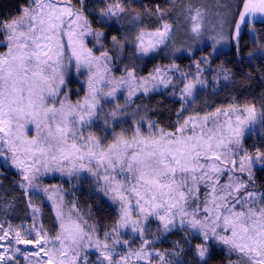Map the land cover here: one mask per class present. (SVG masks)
I'll list each match as a JSON object with an SVG mask.
<instances>
[{
  "label": "snow or ice",
  "instance_id": "1",
  "mask_svg": "<svg viewBox=\"0 0 264 264\" xmlns=\"http://www.w3.org/2000/svg\"><path fill=\"white\" fill-rule=\"evenodd\" d=\"M124 12L123 4L116 0L106 15L114 17ZM200 16L196 9L193 32L199 33ZM235 17L229 37L234 38L238 48L243 30L255 31L257 23L264 26V0H240ZM90 31L80 10L58 0H31L20 15L0 20V34L5 37L2 46L6 48L0 52V158L6 160V154H10L12 165L27 182L20 186L33 189L37 197L48 192L41 176L90 173L118 204L117 227L112 233L106 232L103 241L93 240V230L85 231L82 222L73 219L71 213L64 217L57 210L58 245L48 247L52 241L41 226L21 227L12 235V243L0 247L12 248L13 243L31 245L35 251L21 254L40 256L43 252L48 257L41 256L37 264H53L57 254L62 257L57 264H77L80 252L93 244L99 253V264H129L131 256L147 264H152L151 258L156 264H183L166 259L170 254L148 248L154 243L145 237L151 229V219L158 222L157 231L179 229L199 239L194 251L204 264L209 241L227 246L228 252L236 255V264H264V191L256 190L253 175L254 167L264 168V151L257 148L250 154L242 146L244 125L250 128L257 121L264 124V111L258 118L254 104L242 109L234 107L223 113V122L216 118L220 109L202 118L178 111L171 130L150 120L146 124L141 121L131 134L123 130L106 133L112 140L102 143L93 131L94 118L102 111L100 101L114 98L121 86L127 89L129 98L138 88L143 87L144 92L149 89L144 86L146 80H137L135 68L125 66L118 79L101 73V66L109 71L110 57L106 50L94 56L85 46L83 37ZM170 31L167 23L150 32L139 27L131 41L134 53L141 58L146 56L164 43ZM95 35L99 39L101 34ZM220 39L226 37L221 35ZM124 40L127 42L128 37ZM112 41L120 47L115 36ZM73 60L77 72L83 65L90 73L88 95L74 104L67 99L65 80ZM200 63L196 65L198 72ZM152 79L156 81L154 88L172 83L162 74L153 75ZM184 80L179 89L182 99L193 95L196 83H204L196 76L191 80L185 76ZM108 115L115 117L117 113ZM143 128L147 135L142 134ZM30 131L34 135H29ZM76 215L79 217L78 212ZM121 229L134 233L131 239L141 240L139 251L129 250V238ZM6 237L9 231L0 224V241ZM15 251L20 249L16 247ZM11 259L7 251L0 253V264H8Z\"/></svg>",
  "mask_w": 264,
  "mask_h": 264
},
{
  "label": "trees",
  "instance_id": "2",
  "mask_svg": "<svg viewBox=\"0 0 264 264\" xmlns=\"http://www.w3.org/2000/svg\"><path fill=\"white\" fill-rule=\"evenodd\" d=\"M70 5L80 10L87 18L89 25L101 33L98 42L88 41L89 48L95 55H100L101 50H106L110 57L108 68L113 75L119 78L124 74V68H135L137 79L152 75L157 69H168L176 65L183 71L198 73L196 65L207 59L208 63H200L199 73H202L206 84L195 91L188 109L200 117L205 114L232 110L234 107L243 108L244 105L254 104L258 118L264 111V26L257 23L255 31L245 29L239 39L238 48L232 44L228 52L213 57L210 47L193 55L165 54L164 52L139 57L134 53L131 41L135 35H129L127 19L135 17L140 26L148 31H154L167 23L177 26L183 20L182 8L189 0H120L125 12L119 16L108 17V7L116 0H68ZM31 0H0V20L7 21L18 16L21 9L30 4ZM240 0H238V4ZM159 9V11H157ZM104 13V14H102ZM120 42V47L114 45L112 37ZM128 37L125 42L124 38ZM4 35L0 34V52L6 51L3 47ZM227 75L228 79H222ZM176 77V76H175ZM219 81H215V79ZM76 83L75 78L70 81V86ZM85 89H81V99ZM180 90L172 87L164 90H153L146 94H136L125 105L120 101L118 105H103L102 111L97 116L103 123L98 126L96 135L101 137L102 143L111 142L112 136L107 135L122 130L131 134L142 116L145 122H155L160 127L171 130L175 124L176 113L185 115L186 106L180 98ZM70 102L76 101V96L68 97ZM115 111L117 115L111 117L108 113ZM127 118L122 122L123 116ZM105 120L108 121L105 125ZM137 121V122H136ZM139 126V125H138ZM137 127V126H136ZM144 130V128L142 129ZM242 146L253 154L255 149L264 151V124L259 123L257 129L243 139ZM254 181L257 191H264V168L254 169ZM41 183L48 188L47 193L41 192L39 197L34 191L26 190L21 184L23 181L19 169L5 165L0 158V221H7L16 230L39 229L51 234L59 231L57 225V210L63 216L70 213L73 219H78L85 231L93 230V238L103 241L105 233H111L117 227L119 208L106 195L102 182L90 173L83 172L73 176L51 173L41 178ZM56 194L58 208L49 199L50 194ZM31 201V204H29ZM31 205L34 206L32 211ZM75 205V207H72ZM79 213L77 217L76 213ZM199 239H193L191 234L182 230L167 232L161 239L151 246L154 250L166 255V259L179 260L183 264H204L195 255V245ZM25 253V252H23ZM36 256L25 257L20 254L13 257L8 264H32ZM206 264H236L237 257L230 254L227 246L218 242H208V253L204 258ZM35 263V262H34ZM33 263V264H34Z\"/></svg>",
  "mask_w": 264,
  "mask_h": 264
},
{
  "label": "rangeland",
  "instance_id": "3",
  "mask_svg": "<svg viewBox=\"0 0 264 264\" xmlns=\"http://www.w3.org/2000/svg\"><path fill=\"white\" fill-rule=\"evenodd\" d=\"M58 3L60 4H69L68 0H58ZM239 6L238 4V0H189L188 4H186L183 8H182V13H183V20L182 22L179 23V25L177 26H170L171 31L168 33L164 43L162 44H158L156 46V48L153 51H150L146 56H149L150 54H154V53H162L164 52L165 54H169V55H173V54H187V55H193L195 52L198 51H202L207 47H210L211 52L210 54L213 57L218 56L221 53L224 52H228L231 47L232 44L236 45L234 42V38L229 37V32L232 28L233 22L235 20V13L237 10V7ZM199 9L201 12V16L198 18V22L200 24V30L199 33L193 32L192 31V26H193V19L192 17L195 15V10ZM84 15V14H83ZM127 26H128V32L129 35H136L137 31L139 30L140 26L139 21L137 19H127ZM91 28V26H90ZM135 29V30H134ZM144 29V27H143ZM146 32H150L146 29H144ZM245 30L242 31V34ZM95 33H100L99 31H95L94 29L91 28V31L86 34L83 37L84 40V44L87 48H89L87 42L93 40L95 43L98 42V39L95 35ZM101 34V33H100ZM223 35L224 37H226V39H220V36ZM90 49V48H89ZM94 56H99V55H95L93 53ZM101 65H103L104 60L101 59ZM109 69V68H108ZM95 70V68H94ZM100 72L104 73L105 76H114L113 73L110 72V70L108 72H105L104 68L101 66L100 68ZM164 75V77L167 78H171L172 83L169 84L167 87H164L163 85H159L158 87H153V83H156V81H153L152 77L153 75ZM89 71L88 68L85 66H81L79 72L76 71L75 68V63L73 60V63L70 64L67 67L66 70V75H65V80H66V85H67V99L69 96L74 95L76 96V99L79 101H83L84 97L88 95V82H89ZM176 76V77H175ZM187 77L188 80H191L193 76H196L197 80H202L204 83L203 84H199L196 83V87L193 90V95L195 93V91L199 88H203L206 84V81L204 79V76H202V73H194L193 71H189L187 73V71H183L182 69H178L176 65L172 66L171 68L168 69H159V73H157L156 71L152 74L149 75L145 78H143L144 80L147 81V83L144 85L145 87H147L149 89V91L144 92L143 87L138 88L135 93L132 95V97L136 94H146L150 91L153 90H164L167 88H174V89H180L182 87L181 81L184 80V77ZM72 78H75L76 83L75 85L72 87L70 86V81L72 80ZM117 78V77H116ZM118 79V78H117ZM224 79V77L222 78ZM228 79V78H227ZM225 79V80H227ZM138 81L141 80L137 79ZM215 81H219V79H215ZM184 82H187V80H184ZM195 83V81H193ZM84 88L85 92L84 95L81 99H79V97L81 96V89ZM192 96L190 97H186L185 99L181 98V94H180V98L181 100L184 102L185 106H186V112H185V116L187 115H192V116H196L193 112H191L188 107H189V103L192 100ZM130 98L128 97V92L127 89L124 86H121L119 88V90L115 93V97H109L106 99H103L100 101L101 106L103 105H118V103L120 101L124 102V108L125 105L129 103ZM76 100V101H77ZM71 102V103H75ZM233 110V109H232ZM232 110H227L224 112H231ZM224 112H220L221 114L216 117L217 119H219L221 122H223L226 117L223 115ZM200 117V116H199ZM203 117V116H202ZM200 117V118H202ZM258 117V115H257ZM127 118H131L130 116L124 115L123 119L121 120L122 122L126 121ZM212 117H210L211 120ZM94 119H96V124L93 127V131L96 134L97 133V129L98 126L101 125L103 123L102 118L99 119V117H95ZM232 120H235V115L232 116ZM138 121V122H137ZM137 124L136 126H138L140 124L141 121L145 122V117L142 116L141 118H139V120H137ZM105 122V121H104ZM135 126V127H136ZM258 126V121L254 124L251 125V127L249 128L248 125H244L245 127V134L243 139L250 135L252 132H254L257 129ZM32 126L29 125V128H31ZM142 134L147 135V131L146 128H144V130H142ZM29 135H34V132H29ZM243 143V141H242ZM244 148V147H243ZM8 156V158L5 160L4 158H1L2 162L5 165H8L10 167L16 168L14 165H12L11 163V159H10V154H6ZM261 166H256L254 167V169L259 168ZM254 169H253V173H254ZM85 171H81L80 173H83ZM51 173H48L46 175H49ZM62 174V173H61ZM41 176L40 180L42 177ZM34 191L33 189H28V192ZM51 198L50 201L52 202V204L54 205L55 209H57L59 206L56 202V194L52 193L50 194ZM115 203V202H114ZM117 204V203H116ZM118 206V204H117ZM32 211L34 210V206L31 205ZM119 208V206H118ZM65 217H67L65 215ZM133 218H135V213ZM149 223L151 225V229L149 231L145 232V237L148 239H151L154 241V243L157 242L158 239H161L166 233L162 232V231H157V226H158V222L154 221V220H149ZM0 224H2L4 226V230H8L9 231V237H6L5 240L0 241V244H4L7 245L9 243H12L11 241V237L14 234L15 231H17L15 228H13L10 224L7 223V221H0ZM9 226H11L9 228ZM28 229V228H27ZM179 230V229H177ZM122 233H127V236L129 238V245L128 248L130 251H132L133 253L136 251H139V246L141 243L140 239H131V237L135 236L134 233H131L129 230L127 229H121L120 230ZM47 234V238L49 240L52 241V243H50L48 245L49 248L52 247L53 244H59V241L55 240V236L57 233L51 234L49 232H45ZM112 233V232H111ZM93 240H95L93 238ZM152 244L148 245L149 249H153ZM18 247L20 249L19 252L15 251V248ZM119 251V248L117 249ZM154 250V249H153ZM5 251H7L8 256L10 257H17L19 256L21 253L23 252H32L35 251V248L31 245H15L13 243V247L12 248H4V247H0V253H4ZM155 252H159L154 250ZM44 257V259H48L47 256H45V254L43 252L40 253V256H36L37 259H34V264H37V261L40 260V257ZM62 259V257L59 256V254H57L56 258L53 260V264H57V260ZM152 259V264H156V261L154 258ZM100 261V257H99V253L97 251V249L95 248V245H91L88 246L86 248L83 249V251L80 252V259L78 260L77 264H99ZM32 263V264H33ZM129 264H147L146 261L143 260H137L134 256L129 257Z\"/></svg>",
  "mask_w": 264,
  "mask_h": 264
}]
</instances>
